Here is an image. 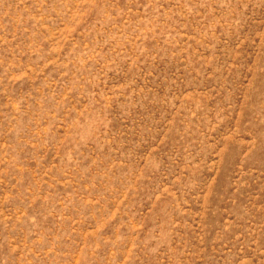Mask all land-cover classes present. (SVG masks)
Instances as JSON below:
<instances>
[{
  "label": "rangeland",
  "instance_id": "1",
  "mask_svg": "<svg viewBox=\"0 0 264 264\" xmlns=\"http://www.w3.org/2000/svg\"><path fill=\"white\" fill-rule=\"evenodd\" d=\"M0 264H264V0H0Z\"/></svg>",
  "mask_w": 264,
  "mask_h": 264
}]
</instances>
